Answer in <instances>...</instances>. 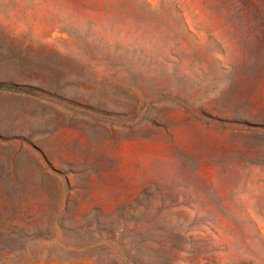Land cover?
I'll use <instances>...</instances> for the list:
<instances>
[{"label":"rangeland","instance_id":"rangeland-1","mask_svg":"<svg viewBox=\"0 0 264 264\" xmlns=\"http://www.w3.org/2000/svg\"><path fill=\"white\" fill-rule=\"evenodd\" d=\"M0 264H264V0H0Z\"/></svg>","mask_w":264,"mask_h":264},{"label":"trees","instance_id":"trees-1","mask_svg":"<svg viewBox=\"0 0 264 264\" xmlns=\"http://www.w3.org/2000/svg\"><path fill=\"white\" fill-rule=\"evenodd\" d=\"M9 88H15V87H12V86H8Z\"/></svg>","mask_w":264,"mask_h":264}]
</instances>
